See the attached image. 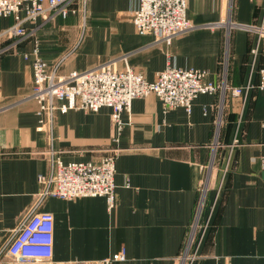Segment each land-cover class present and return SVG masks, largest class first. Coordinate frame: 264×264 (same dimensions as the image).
I'll list each match as a JSON object with an SVG mask.
<instances>
[{
    "label": "crops",
    "instance_id": "0c3cea01",
    "mask_svg": "<svg viewBox=\"0 0 264 264\" xmlns=\"http://www.w3.org/2000/svg\"><path fill=\"white\" fill-rule=\"evenodd\" d=\"M84 2L66 17L28 22L33 35L23 43L0 36V248L28 213L47 211L52 257L28 264H179L194 230L190 264H264V0H188L196 27L169 43L136 31L138 0ZM13 22L0 17V32ZM34 40L50 64L69 52L60 75L109 62L152 81L170 63L205 71L218 89L198 94L188 110L150 93L133 98L119 124L101 107L56 111L40 128L32 58L23 57ZM107 155L111 207L103 196L40 200L38 175L54 156ZM121 250L123 260H108Z\"/></svg>",
    "mask_w": 264,
    "mask_h": 264
},
{
    "label": "built area",
    "instance_id": "2783aa9c",
    "mask_svg": "<svg viewBox=\"0 0 264 264\" xmlns=\"http://www.w3.org/2000/svg\"><path fill=\"white\" fill-rule=\"evenodd\" d=\"M85 0H0V17H12L14 22L0 32L2 37L14 38L13 45L31 38L28 22L48 19L54 16L66 17L82 11ZM188 0H138L131 19L141 35H152L157 42L169 43L181 32L194 27L186 17ZM50 12V13H49ZM264 34V23L258 28ZM7 48H12L9 45ZM69 52L50 64L39 53L37 40L23 57H31L32 98L36 101L40 128L52 120L53 113L70 109L96 111L101 107L111 108L116 123L120 114L127 110L131 100L150 93L157 95L166 108H190L191 101L200 93H215L218 86L206 80V72L200 69H182L167 63L152 81L131 68L117 71L111 63H103L85 70H71L65 75L58 74L59 65ZM258 87L264 92V68L260 69ZM241 88H231L234 95ZM264 123V122H263ZM114 159L103 156L98 161L64 162L54 156L47 174H39L40 200L47 196L63 199L83 196H103L108 207L115 201ZM194 230L187 248L179 258V264H190L195 255L193 246ZM53 214L47 211L28 213L11 230L6 242L0 248V263H41L52 257ZM124 251L115 253L109 261L123 260ZM107 261V260H106Z\"/></svg>",
    "mask_w": 264,
    "mask_h": 264
}]
</instances>
